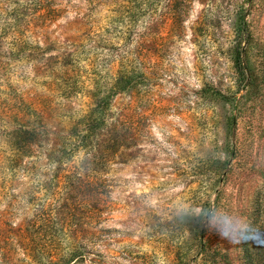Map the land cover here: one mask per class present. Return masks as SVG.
I'll return each mask as SVG.
<instances>
[{
  "label": "rangeland",
  "instance_id": "rangeland-1",
  "mask_svg": "<svg viewBox=\"0 0 264 264\" xmlns=\"http://www.w3.org/2000/svg\"><path fill=\"white\" fill-rule=\"evenodd\" d=\"M105 94L138 141L101 202L54 192L84 152L15 158L24 104L66 137ZM43 206L83 227L74 264H264V0H0V264H63Z\"/></svg>",
  "mask_w": 264,
  "mask_h": 264
},
{
  "label": "trees",
  "instance_id": "trees-1",
  "mask_svg": "<svg viewBox=\"0 0 264 264\" xmlns=\"http://www.w3.org/2000/svg\"><path fill=\"white\" fill-rule=\"evenodd\" d=\"M139 8L140 6L137 5L128 11L131 19L136 16ZM172 13L174 14L175 12H172L169 8L168 15ZM240 26L242 30L245 29V24H240ZM119 81L121 80L117 77L112 86V91H128L130 93L134 87H137L134 84L132 87H128V84H123V82L120 83ZM130 98V104L132 105L135 98L134 96ZM139 99L137 97V102ZM111 101L109 95H103L95 108L82 117L78 125L82 126L81 129L77 127L72 128L66 137H64V133L63 135L61 134V131L52 128L42 113L34 111L29 105L24 104V109H22L24 113L18 117L20 122L18 123L16 134L11 140L15 158L21 160L24 154L27 153V150H30V154H32L36 152L35 149L37 147H40L46 151L44 155L49 161L51 157H56L58 158L57 163L61 165L64 161H70L76 151H83L84 157L80 165L72 166L73 170H69V174L57 178L54 192H91L90 190L93 188L92 192H99L97 197L101 202L103 197L102 192H109V181L106 178L108 170L116 161H122V157L128 146L138 141L137 139L141 135L145 125V122L143 123V115H139L136 118L129 114L128 111L131 108H122L116 113L111 112L110 107L113 106ZM30 114L35 116V119L31 120ZM51 135L54 139L49 138ZM60 177L65 179L64 182H62ZM67 204L69 203L67 202ZM96 209L98 213H101L100 205ZM38 211L41 212V217L43 215L44 220V224L40 228L44 229L43 235L46 232L49 234L50 246L53 245V248L57 252L59 251V261L65 264L66 260L68 264H74L78 260L84 259L86 257L85 250L81 251L77 247L73 249L68 248L67 250H58L57 248V243L59 244L58 237L64 233V229L72 233V235H77L83 229L81 224L77 226L68 224L67 229L62 224V221L54 223L57 215L55 210L51 209L49 213L45 206H43ZM71 213L72 210L69 207L64 208L62 211L59 210L58 219H63V223L65 220H67V223L72 222L73 214ZM37 228L36 234L41 230L39 226ZM18 230L21 233V237H27L28 231ZM55 244L56 246L54 247ZM48 264L59 263L49 260Z\"/></svg>",
  "mask_w": 264,
  "mask_h": 264
}]
</instances>
